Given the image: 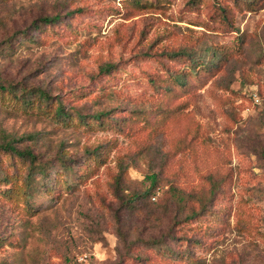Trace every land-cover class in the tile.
Masks as SVG:
<instances>
[{"label":"rangeland","instance_id":"rangeland-1","mask_svg":"<svg viewBox=\"0 0 264 264\" xmlns=\"http://www.w3.org/2000/svg\"><path fill=\"white\" fill-rule=\"evenodd\" d=\"M0 84V264H264V0H0Z\"/></svg>","mask_w":264,"mask_h":264},{"label":"trees","instance_id":"trees-1","mask_svg":"<svg viewBox=\"0 0 264 264\" xmlns=\"http://www.w3.org/2000/svg\"><path fill=\"white\" fill-rule=\"evenodd\" d=\"M53 18H56L57 17H51V16H45V20L47 21H50L52 20ZM0 87L5 88L4 85L0 84ZM33 95H39L40 97V100L44 99L46 97V91L45 90H42V89H39L35 94ZM29 100L25 99V102L27 104H32L33 101H31V98L29 97L28 98ZM38 105H39V108H41V103H39V101L37 102ZM55 111V114L57 116H64V117H68L70 116V113L68 111L65 110L63 104L60 102L56 109L54 110ZM102 113L99 114V116H101ZM0 148L4 149L5 151H10V152H16L17 154H19L21 157H25V158H35V154L33 153V151L29 148H19L18 146H16L12 141H8V142H5V143H0ZM12 152V153H13ZM155 176V175H154ZM153 176V178H154ZM154 180V179H153Z\"/></svg>","mask_w":264,"mask_h":264}]
</instances>
